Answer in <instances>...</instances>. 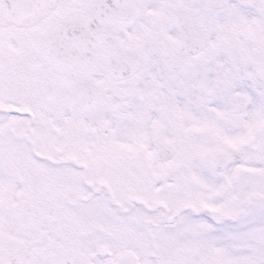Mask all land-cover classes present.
<instances>
[{
	"label": "snow or ice",
	"instance_id": "snow-or-ice-1",
	"mask_svg": "<svg viewBox=\"0 0 264 264\" xmlns=\"http://www.w3.org/2000/svg\"><path fill=\"white\" fill-rule=\"evenodd\" d=\"M0 264H264V0H0Z\"/></svg>",
	"mask_w": 264,
	"mask_h": 264
}]
</instances>
